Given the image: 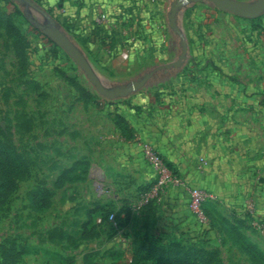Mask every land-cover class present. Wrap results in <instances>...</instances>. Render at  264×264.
I'll use <instances>...</instances> for the list:
<instances>
[{
    "label": "rangeland",
    "instance_id": "obj_1",
    "mask_svg": "<svg viewBox=\"0 0 264 264\" xmlns=\"http://www.w3.org/2000/svg\"><path fill=\"white\" fill-rule=\"evenodd\" d=\"M33 1L81 48L109 86L130 83L174 62L183 43L186 50L176 65L157 69L127 96L106 99L43 35L47 17L24 2L0 0V10L8 8L27 43L23 55H17L15 37L0 23V142L12 143L28 164L0 205V256L5 248H14L21 253L20 264H156L157 258L175 254L196 264H257L243 248L253 244L264 257V212L257 206L233 203L203 188L211 195L202 205L206 221L198 222L187 207L188 225L176 230L162 216L166 191L139 203L154 174L139 147L145 140L130 123L135 113L124 102L172 124L180 146L189 131L196 134L190 149L200 164L207 137L224 149L217 170L234 166L231 147L237 138L262 160L264 111L238 102L232 92L239 83L247 92H264V13L250 21L195 2L177 10L172 28L168 14L174 0H155L152 10L139 8L152 17L148 20L126 7L130 16L104 38L101 52V45L90 44L88 32L76 34L69 21L67 27L54 5ZM211 63L237 81L222 77ZM117 112L128 117L127 124ZM111 212L114 224L96 221Z\"/></svg>",
    "mask_w": 264,
    "mask_h": 264
},
{
    "label": "crops",
    "instance_id": "obj_2",
    "mask_svg": "<svg viewBox=\"0 0 264 264\" xmlns=\"http://www.w3.org/2000/svg\"><path fill=\"white\" fill-rule=\"evenodd\" d=\"M44 4L54 5L60 13V19L68 27V21L73 22L76 34L86 31L89 35L92 47L101 45V52H104V39L108 34L119 28L118 22L129 17L125 13L126 7L137 9L142 18L148 20L147 12L139 8L147 6L149 10L154 8L155 0H41ZM153 2V3H152ZM147 11V10H146ZM131 18H133L131 16ZM150 17L149 19H151ZM144 24V21L142 22ZM134 28L132 27L131 30ZM101 38V39H99ZM124 54V53H123ZM122 55V54H121ZM114 61H116L114 59ZM232 92L236 100L241 103L256 104L258 108L264 106L259 101L264 100V92L260 94L248 91ZM247 89V88H246ZM136 120L131 124L136 128L141 140L151 143L159 152L163 160L172 165L180 178L184 179L188 186L205 188L213 192L219 198H230L233 203L240 200L257 206V209L264 212V158L261 160L259 153H256L250 145L245 144L243 139L237 138L236 145H232V161L234 166L230 170H217V163L223 159L224 149L211 137H207V144L201 157V164L197 161V155L190 149V142L196 137L189 131L184 139V146L179 145L177 129L172 128L162 120L149 117L143 112L133 115ZM202 140V139H201ZM190 144V146H189ZM191 150V151H190ZM258 154V155H256ZM256 156L258 157L257 160ZM187 188L183 186H170L165 192L164 203L162 204V216L175 224L173 229L183 230V225H188L191 215L188 213ZM165 204V206H164ZM165 208V210H163ZM239 214V213H237Z\"/></svg>",
    "mask_w": 264,
    "mask_h": 264
},
{
    "label": "water",
    "instance_id": "obj_3",
    "mask_svg": "<svg viewBox=\"0 0 264 264\" xmlns=\"http://www.w3.org/2000/svg\"><path fill=\"white\" fill-rule=\"evenodd\" d=\"M18 2H24L26 5L34 8L39 13L49 19V22L41 27V32L52 43L60 47L66 55L73 61V63L81 70L86 77L87 81L94 88L96 93L106 99H113L117 97H125L134 90L141 87L147 79L152 75L154 71L160 68H166L176 65L185 54V44L182 45V50L178 59L165 66H159L145 73L141 78L133 80L127 84L106 85L100 75L91 66L88 58L81 50V48L70 38V36L61 29L55 21L49 17V15L35 3L33 0H17ZM195 2H208L215 8L222 12H228L233 15L254 19L264 13V0H174L170 5V11L168 14L169 26L175 28V14L177 10L183 5Z\"/></svg>",
    "mask_w": 264,
    "mask_h": 264
},
{
    "label": "trees",
    "instance_id": "obj_4",
    "mask_svg": "<svg viewBox=\"0 0 264 264\" xmlns=\"http://www.w3.org/2000/svg\"><path fill=\"white\" fill-rule=\"evenodd\" d=\"M40 3H43L39 0ZM10 4V3H6ZM44 4V3H43ZM258 18L250 19V21H256ZM0 23L6 29L8 33L13 35L16 39L14 43V49L17 55H23L25 48L27 47V43L25 42L24 38L20 34L19 30L17 29L16 25L11 19L10 11L8 8L5 11L0 10ZM211 69L217 70V72L222 76L227 78L229 81L236 82L237 80L232 78L231 76L225 75L222 70L217 67L216 65L211 63ZM77 84V83H76ZM239 88L241 92L245 89V85L239 83ZM81 93L86 94L90 98L92 95L88 92V90L79 87ZM253 94H260L259 91L254 89L250 90ZM129 108H131L134 113H137L138 107L137 105H133L128 102H124ZM259 104L264 106V100L262 99L259 101ZM117 118L120 120L121 123L127 124L129 121L128 117L123 112H117ZM27 162L25 159L16 151L12 143L10 142H0V205L4 204L9 196L11 195L12 191L16 186V181L22 175H24L27 171ZM172 170V169H171ZM170 170V171H171ZM173 174V172L171 171ZM58 184L63 182L62 179L57 180ZM38 193V192H37ZM40 193V192H39ZM36 198V193L34 195ZM39 199L43 200V195H39ZM203 205V203H202ZM203 210V208H202ZM109 213L105 215H100L102 217V222L107 221V216ZM249 244V242L247 243ZM251 247L247 245L244 250L250 255L251 258L257 264H264V257L258 252L253 244H249ZM21 261V253L14 249V248H5L0 256V264H20ZM156 264H196L193 260H191L187 256L182 255H170V256H162L157 258Z\"/></svg>",
    "mask_w": 264,
    "mask_h": 264
},
{
    "label": "built area",
    "instance_id": "obj_5",
    "mask_svg": "<svg viewBox=\"0 0 264 264\" xmlns=\"http://www.w3.org/2000/svg\"><path fill=\"white\" fill-rule=\"evenodd\" d=\"M139 147L143 158L149 164L153 174L154 182L150 189L143 192L139 196V203L146 204L154 196H156L161 191H166L170 186H183L187 188L189 194L188 207L194 217L198 222L204 223L206 221V216L202 210V203L205 198L211 196L206 192L205 189L200 187L188 186L184 179L174 176L164 163L163 158L159 152L148 142H140ZM114 213L111 212L107 216V221L115 223ZM98 223L102 222V217L98 216L96 218Z\"/></svg>",
    "mask_w": 264,
    "mask_h": 264
}]
</instances>
